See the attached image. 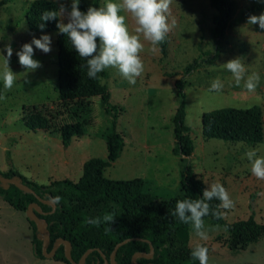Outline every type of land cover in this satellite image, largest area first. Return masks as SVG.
<instances>
[{
    "label": "rangeland",
    "instance_id": "374dc122",
    "mask_svg": "<svg viewBox=\"0 0 264 264\" xmlns=\"http://www.w3.org/2000/svg\"><path fill=\"white\" fill-rule=\"evenodd\" d=\"M33 0H0V72L5 67V45L11 44L13 55L9 67L16 74L11 90L0 80L6 99L0 100V171L16 170L23 177L47 186L54 181L78 182L84 163L91 158L107 160L106 137L112 131L111 119L96 99L85 113V133L75 137L68 148L61 137L46 132L30 131L24 122V107L38 104L54 106L58 93L57 32L33 33L26 22L27 3ZM64 3L71 10V0H51ZM96 0H81L80 10L87 12ZM108 0H102L100 7ZM119 3L120 0H111ZM236 15L225 37L213 36L214 17L217 15L208 0H172L168 14L170 31L167 34V55L160 46L145 41L130 13L125 23L131 34L140 35L144 50L140 57L144 72L135 85L129 84L116 68L106 69L104 81L111 91V102L122 112L117 131L125 140L121 157L104 171L111 180L144 181V191L157 202L180 198L182 171L191 168L197 178L209 189L212 183L222 184L235 207L226 211L225 221L232 225L254 217L264 224V180L251 173V162L245 155L255 150L264 157V142L249 145L243 142L206 140L202 134L204 114L217 109H250L259 107L264 118V30L248 24V17L264 13L255 9L259 0H236ZM86 8L87 10L83 9ZM248 10V15L244 13ZM63 17H61V20ZM64 22L67 23L66 16ZM42 35L52 39L51 52L34 47V59L41 67L27 70L19 64L16 52L25 43ZM5 56V57H4ZM240 58L246 76L258 74L260 82L255 92L236 86L232 74L223 66L229 60ZM198 66L188 72L190 66ZM223 88L209 91L214 80ZM183 82L186 97V125L194 141L195 151L190 157L175 152L174 117L183 98L177 83ZM28 213L14 209L0 198V264H64L53 258L38 259L33 247V229ZM208 240L199 239L192 232L191 246L210 248L208 264H264V238L245 251L233 253L225 242L228 228L205 222ZM42 231V230H41ZM43 233V231H42ZM44 234V233H43Z\"/></svg>",
    "mask_w": 264,
    "mask_h": 264
},
{
    "label": "trees",
    "instance_id": "16d2710c",
    "mask_svg": "<svg viewBox=\"0 0 264 264\" xmlns=\"http://www.w3.org/2000/svg\"><path fill=\"white\" fill-rule=\"evenodd\" d=\"M102 0H96L94 7L99 8ZM217 10L214 17L213 36L216 40L225 37L231 28L236 15V0H208ZM59 4L51 0H33L27 3L26 22L33 33L57 32L58 47V93L59 98L53 107L38 104L24 107V122L33 132H46L61 137L62 144L68 148L75 137L85 133L84 115L90 111L96 99L100 100L104 113L110 117L112 131L106 137L108 151L107 160L91 158L83 165V174L78 182L70 180L54 181L47 186H40L23 177L16 170L0 171L6 178L16 179L29 186L35 193L23 191L15 185L0 182V198L14 209L27 213L31 204L36 203L42 212L37 213L39 219L47 225L50 232V253L57 240L70 243V254L75 262H80L88 251L85 264H105L103 255L110 259L116 246L127 241L116 253L115 264H133V258L139 254H150L152 258L137 257V264H199L191 257V234L189 224H184L171 215L175 204L180 199H200L204 185L191 168L182 171V192L180 198L157 202L144 191V181L134 179L127 181L111 180L104 176V171L116 162L125 148V140L117 131L121 108L111 102L112 94L104 84L109 75L107 71L98 74L97 79L87 75L86 60L72 47L68 37L59 34L55 21L46 22L43 31L38 27L40 17L46 10H57ZM264 2L255 9H262ZM87 10L86 8H83ZM248 15V10L244 13ZM167 55V41L159 45ZM198 66H190L188 72ZM181 91L182 104L174 117L175 141L177 154L190 157L195 151L194 141L190 136V128L186 125V102L183 93V82L177 83ZM0 95L2 87L0 85ZM202 134L206 140L218 139L227 142H243L257 145L264 142V118L262 109L223 108L204 114L202 118ZM59 197V202L55 198ZM52 201L56 209L53 211ZM213 209L219 201L210 202ZM106 212H114L115 220L111 224L102 223L99 227L85 223L86 218L102 217ZM33 229V247L35 256L46 258L43 253L44 234L28 218ZM205 222L228 228L225 242L233 253L245 251L252 244L264 238V224L253 216L247 220L229 225L224 218L216 219L209 215ZM108 228L109 231H105ZM206 246L209 251L210 248ZM53 259L64 264H71L65 254L64 244H60Z\"/></svg>",
    "mask_w": 264,
    "mask_h": 264
},
{
    "label": "clouds",
    "instance_id": "9594fccd",
    "mask_svg": "<svg viewBox=\"0 0 264 264\" xmlns=\"http://www.w3.org/2000/svg\"><path fill=\"white\" fill-rule=\"evenodd\" d=\"M81 0H71V10L61 3L57 10H46L42 13L38 27L41 31L46 27V22L55 21L60 17L63 19L57 23L59 34L68 37L72 47L79 54V57L86 60L87 75L90 79H97L98 74L108 68H116L119 74L129 84L135 85L137 78L144 72V63L140 53L144 50V43L140 35L131 34L125 23L126 17L121 13H130L134 18L137 27L135 33L142 34L145 41L150 42L155 50L156 46L165 42L170 31L168 14L172 0H120L119 3L108 2L103 7H89L87 12L80 10ZM264 2V0H259ZM67 23L64 22V17ZM248 24L259 25L264 30V13L251 15L247 20ZM52 39L49 35H42L40 38L33 37L30 43H25L21 50L16 52L21 67L35 71L42 65L34 59V47L44 53L51 52ZM6 51L5 67L0 72V80L4 88L11 90L16 74L10 69L9 63L13 55L11 44L5 45ZM223 66L232 74L236 86L243 87L248 92H255L259 85L258 74L246 76V68L240 58L229 60ZM223 84L219 79L212 82L209 91H220ZM6 96L0 95V100ZM251 162V173L257 179L264 180V157H257L255 150H249L245 154ZM264 195V193H258ZM59 202L60 198H55ZM219 201L215 209L210 202ZM235 207L226 188L219 183H212L210 190L205 189L200 199H180L176 201L175 210L171 213L173 217L184 224L191 226L192 232L201 240H208V232L205 229L204 218L213 216L216 219L224 218L226 211ZM115 220L114 212H106L102 217L86 218L85 223L99 227L102 223L111 224ZM105 231H109L108 228ZM191 257L198 260L199 264H208L209 249L206 246L197 244L191 251Z\"/></svg>",
    "mask_w": 264,
    "mask_h": 264
},
{
    "label": "water",
    "instance_id": "95a60500",
    "mask_svg": "<svg viewBox=\"0 0 264 264\" xmlns=\"http://www.w3.org/2000/svg\"><path fill=\"white\" fill-rule=\"evenodd\" d=\"M0 182H2L3 184H6V187H8L9 185H15L16 187H18L19 189L23 190V191H26V192H30V193H35L29 186L25 185V184H22L21 182L17 181L16 179H12V178H6V177H3L0 175ZM49 204H52L53 205V211H55L56 209V206L55 204L52 202V201H49L48 202ZM42 210L40 208V206L36 203H33L29 206L28 208V216L29 218H31L35 224L38 226V228L40 230L43 231L44 233V240H43V253H44V256L46 258H53L56 254V251L59 247L60 244H64L65 246V254H66V257H67V260L71 263V264H85L86 262V259L88 257V255L92 252V250H88L81 258L80 262H75L72 257H71V254H70V243L68 241H64V240H57L54 244V247L52 249V251L50 253H47V248H48V245L50 243V232L49 230L47 229V225L45 223H43L37 213H41ZM128 240L126 241H123L121 243H119L115 250L113 251L110 259H107L105 255H103V258L105 260V264H115V258H116V253H117V250L123 246L124 244L127 243ZM154 255V249L152 248V251L150 254H139V255H136L134 258H133V264H137L136 263V258L137 257H147V258H152Z\"/></svg>",
    "mask_w": 264,
    "mask_h": 264
},
{
    "label": "crops",
    "instance_id": "0c3cea01",
    "mask_svg": "<svg viewBox=\"0 0 264 264\" xmlns=\"http://www.w3.org/2000/svg\"><path fill=\"white\" fill-rule=\"evenodd\" d=\"M39 259V258H38Z\"/></svg>",
    "mask_w": 264,
    "mask_h": 264
}]
</instances>
